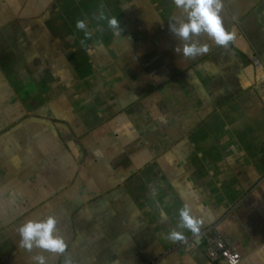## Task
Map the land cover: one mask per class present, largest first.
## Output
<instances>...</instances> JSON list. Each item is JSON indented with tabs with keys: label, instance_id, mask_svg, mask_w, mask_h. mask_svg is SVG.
<instances>
[{
	"label": "crops",
	"instance_id": "obj_1",
	"mask_svg": "<svg viewBox=\"0 0 264 264\" xmlns=\"http://www.w3.org/2000/svg\"><path fill=\"white\" fill-rule=\"evenodd\" d=\"M223 4L236 40L191 59L173 0H0V264H217L204 230L264 264V0ZM48 215L63 255L19 246Z\"/></svg>",
	"mask_w": 264,
	"mask_h": 264
},
{
	"label": "clouds",
	"instance_id": "obj_2",
	"mask_svg": "<svg viewBox=\"0 0 264 264\" xmlns=\"http://www.w3.org/2000/svg\"><path fill=\"white\" fill-rule=\"evenodd\" d=\"M177 9L182 10L186 19L178 24H169L171 33L183 41L182 49L176 47V53L184 58L195 59L207 54L210 46L201 44L194 37L206 34L217 46L228 47L236 40L235 30H228L222 21L223 0H173ZM98 20L107 19V24L116 36H120L121 28L116 16L106 17L103 12L97 17ZM76 28L88 34V25L85 20H78ZM178 223L166 235L165 239L170 242L185 240L183 230L193 234H199L203 220L196 214L190 204H184L178 212ZM58 220L54 215H48L43 219H29L18 228L20 237L19 246L28 252L34 249L47 251L55 255H63L68 249V244L58 227ZM35 264H46L43 255L33 257Z\"/></svg>",
	"mask_w": 264,
	"mask_h": 264
},
{
	"label": "built area",
	"instance_id": "obj_3",
	"mask_svg": "<svg viewBox=\"0 0 264 264\" xmlns=\"http://www.w3.org/2000/svg\"><path fill=\"white\" fill-rule=\"evenodd\" d=\"M201 234L207 247V255L212 262L217 264H239L240 254L233 250L222 236H214L209 230H204Z\"/></svg>",
	"mask_w": 264,
	"mask_h": 264
}]
</instances>
